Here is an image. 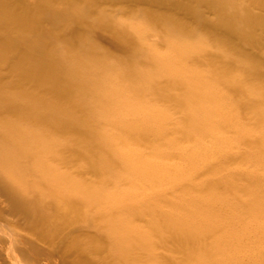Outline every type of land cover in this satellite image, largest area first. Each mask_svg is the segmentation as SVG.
Segmentation results:
<instances>
[{"label":"bare ground","instance_id":"obj_1","mask_svg":"<svg viewBox=\"0 0 264 264\" xmlns=\"http://www.w3.org/2000/svg\"><path fill=\"white\" fill-rule=\"evenodd\" d=\"M263 11L0 0V264H264Z\"/></svg>","mask_w":264,"mask_h":264},{"label":"rangeland","instance_id":"obj_2","mask_svg":"<svg viewBox=\"0 0 264 264\" xmlns=\"http://www.w3.org/2000/svg\"><path fill=\"white\" fill-rule=\"evenodd\" d=\"M141 8V7H140ZM139 8V9H140ZM264 12V11H263ZM207 15L209 16V17H211L212 15L211 14H209V13H207ZM221 30L223 31V32H225L226 33V35H231L234 39H243L246 35H244L243 33H240V32H238L237 34H235V33H233V32H231L230 31V29H229V27L228 26H225V27H222L221 28ZM221 31V32H222ZM104 34H106L107 35V33H105L104 32ZM257 34H258V32H257ZM256 34V35H257ZM106 40V39H105ZM101 45L103 46V50H109V51H111L112 50V48L110 47V45H108L107 44V42H103V41H101ZM263 49H264V44H263ZM235 205H232V207H234ZM185 208H188V209H194V207H192V206H186Z\"/></svg>","mask_w":264,"mask_h":264}]
</instances>
